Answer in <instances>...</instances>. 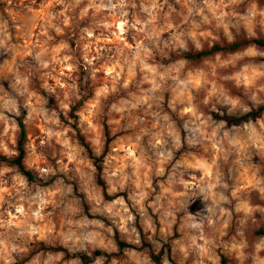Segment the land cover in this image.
<instances>
[{
    "label": "rangeland",
    "instance_id": "374dc122",
    "mask_svg": "<svg viewBox=\"0 0 264 264\" xmlns=\"http://www.w3.org/2000/svg\"><path fill=\"white\" fill-rule=\"evenodd\" d=\"M252 38L264 0H0V154L23 120L38 177L0 161V264H264V112L220 118L264 49L186 56Z\"/></svg>",
    "mask_w": 264,
    "mask_h": 264
},
{
    "label": "trees",
    "instance_id": "16d2710c",
    "mask_svg": "<svg viewBox=\"0 0 264 264\" xmlns=\"http://www.w3.org/2000/svg\"><path fill=\"white\" fill-rule=\"evenodd\" d=\"M249 44H255L256 46H259L264 49V38H252V39H237L225 44H214L210 49H204L197 51L195 53H189L186 56L188 58L192 59H200L204 56L220 52V51H227V52H235L240 50L241 48L249 45ZM264 112V105L259 106L258 108H254L242 115H233V114H225L222 115L220 118L227 122H231L233 124H241L243 122H247L250 120H255L259 118L262 113ZM20 126V139L18 141V154L15 157H8L6 155L0 154V161L7 162L8 164L14 165L18 168V170L30 181L38 180V177L35 175L33 171L28 169L24 163V159L26 157V147H25V140L27 137L26 128L23 120H20L19 122ZM81 136V135H80ZM82 143L88 148V150L91 152L92 157L94 158L96 167L98 169V180L101 184H103V179L101 177L102 172V166L99 163V157L96 155H93L88 143L86 142L85 138L83 136L80 137ZM261 234H264V229L259 231ZM116 242L118 244V247L120 249H123L126 246L125 241L120 240L118 237L116 238ZM47 248V247H45ZM69 254V253H67ZM109 256L110 254L102 249H96L91 254L89 253H78L77 256L84 262V263H90L92 262L96 257L98 256ZM151 257L157 261H161V254H155L154 252H151Z\"/></svg>",
    "mask_w": 264,
    "mask_h": 264
}]
</instances>
